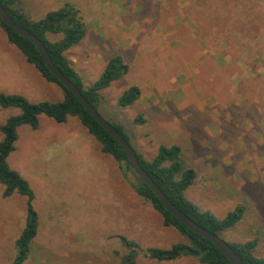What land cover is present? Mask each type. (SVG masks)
I'll list each match as a JSON object with an SVG mask.
<instances>
[{
    "label": "rangeland",
    "instance_id": "374dc122",
    "mask_svg": "<svg viewBox=\"0 0 264 264\" xmlns=\"http://www.w3.org/2000/svg\"><path fill=\"white\" fill-rule=\"evenodd\" d=\"M65 4L79 11L87 28L65 53L86 87L110 57L128 66L100 92V116L123 126L145 159L160 145L179 146L182 169L196 174L185 198L217 219L243 207L242 220L221 238L255 240L253 253L264 258V0H21L17 7L35 20ZM47 37L57 41L60 35ZM1 49L0 93L31 103L63 100L61 87L45 82L19 51L17 59ZM132 86L141 96L121 109L118 99ZM18 113L0 108V126ZM139 115L143 125L135 123ZM38 122L36 130L17 129L7 159L32 190L38 215L23 264H120L129 249L119 237L142 250L186 242L138 197L134 174L119 170L128 189L116 188L110 162L78 118L56 123L41 115ZM3 191L0 183V264H14L27 199L18 193L5 198ZM136 264L198 262L181 257L158 263L139 255Z\"/></svg>",
    "mask_w": 264,
    "mask_h": 264
},
{
    "label": "trees",
    "instance_id": "16d2710c",
    "mask_svg": "<svg viewBox=\"0 0 264 264\" xmlns=\"http://www.w3.org/2000/svg\"><path fill=\"white\" fill-rule=\"evenodd\" d=\"M20 1L0 0V5L14 23L26 29L43 43L52 63L80 90L88 103L97 111L101 101L100 92L107 89L112 82L126 75L128 66L123 63L119 56L111 57L107 60L99 78L92 85L86 87L82 78L65 56L67 51L82 41L86 33L79 11L73 5L65 4L55 11L48 12L38 21H31L17 7ZM0 28L5 33L8 43L20 51L27 63L33 65L48 83L61 87L64 93L63 100L57 103H31L19 95L0 93L1 109H17L19 111V114L8 118L0 127L2 134L0 141V183L4 186L3 197L6 198L13 193H18L27 199L25 228L16 242L17 255L14 260V264H23L29 255L30 243L37 234L38 215L32 206L34 195L28 183L7 163L8 156L14 151L18 127L27 125L36 130L39 125L38 118L41 115L56 123H65L69 116L76 117L99 144L101 152L110 156L125 176L129 172L134 175L135 173L132 171L121 145L107 134L83 108L78 99L56 80L34 44L15 33L2 20H0ZM47 34L60 35L61 38L51 42L47 39ZM140 95V89L132 86L125 90L118 99V106L125 109L136 103ZM142 117V115L137 116L135 123L143 125L145 120ZM112 126L129 143V137L124 133L123 126L117 124ZM135 153L142 169L166 197L177 209L201 228L221 237L222 233L230 230L242 220L243 207H236L222 219H217L208 212L200 211L196 205L185 198L184 194L194 184L196 174L192 169H182L183 163L179 146L160 145L155 156L149 160L136 151ZM135 177L137 183L133 184V189L138 197L147 201L152 209L160 215L164 227L175 229L186 242L172 245L166 249L153 247L142 250L136 242L119 237L122 246L129 249V254L121 258L120 264H136L139 255L158 263L174 261L181 257H191L199 264H231L213 243L187 228L167 210L146 184L136 175ZM229 245L243 264H264V258L256 257L253 253L256 246L255 240L245 243L234 242L229 243Z\"/></svg>",
    "mask_w": 264,
    "mask_h": 264
},
{
    "label": "water",
    "instance_id": "95a60500",
    "mask_svg": "<svg viewBox=\"0 0 264 264\" xmlns=\"http://www.w3.org/2000/svg\"><path fill=\"white\" fill-rule=\"evenodd\" d=\"M0 20H2L9 28H11L18 35L26 38L34 44L40 53L45 65L49 71L53 74L56 80L68 91H70L80 102L83 108L88 112V114L102 127V129L107 132L113 139H115L123 148L126 153L128 162L131 166L132 171L135 175L150 188V190L158 197L160 202L167 208V210L181 221L187 228H189L194 233L206 238L211 243H213L220 252L226 257V259L231 264H243L237 254L230 247L229 243L224 241L220 236L214 235L205 229L201 228L195 224L191 219L184 215L179 209H177L174 204L166 197V195L160 190V188L153 182L148 174L140 166L135 150L132 148L130 143H128L110 124L107 122L100 114L88 103L84 98L80 90L69 80L63 73L52 63L50 60L47 50L43 43L36 38L34 35L29 33L26 29L14 23L4 8L0 5Z\"/></svg>",
    "mask_w": 264,
    "mask_h": 264
},
{
    "label": "crops",
    "instance_id": "0c3cea01",
    "mask_svg": "<svg viewBox=\"0 0 264 264\" xmlns=\"http://www.w3.org/2000/svg\"><path fill=\"white\" fill-rule=\"evenodd\" d=\"M39 19H41V18H39ZM39 19H35V20H33V19H30L31 21H38ZM86 34H87V28H86V33H85V36H86ZM48 35H53V34H47V36ZM55 36V35H54ZM60 38H61V36H60ZM59 38V39H60ZM0 39H1V41H2V45H0V47L2 48L1 50L5 53V54H7V53H12V55L14 56V57H16L17 59H20V57L18 56V49L17 48H15L13 45H11V44H9L8 43V41H7V38H6V36H5V33L3 32L2 33V31L0 30ZM47 39H48V37H47ZM58 39V40H59ZM49 40V39H48ZM57 40V41H58ZM50 41V40H49ZM51 42H55V41H51ZM10 46H12L13 48H15L16 50H14V49H12V48H10L9 47V45ZM20 52V51H19ZM22 55V54H21ZM23 56V55H22ZM24 57V56H23ZM111 58V57H110ZM24 59H25V57H24ZM25 61H26V59H25ZM26 63H27V61H26ZM107 63V62H106ZM106 63H104V64H106ZM29 64V63H28ZM31 65V64H30ZM31 66H33V65H31ZM33 68H34V66H33ZM35 69V68H34ZM36 70V69H35ZM37 71V70H36ZM37 73L39 74V72L37 71ZM39 76L42 78V76L39 74ZM45 82H47L44 78H42ZM48 83V82H47ZM49 84H53V83H49ZM55 85V84H54ZM141 92V91H140ZM141 96V95H140ZM17 110V109H16ZM19 114V113H18ZM23 126H27V125H23ZM1 127V126H0ZM21 127V126H20ZM29 127V126H28ZM19 128V127H18ZM31 128V127H30ZM32 129V128H31ZM38 129V128H37ZM88 132V131H87ZM90 135V134H89ZM93 137V136H92ZM94 139V138H93ZM95 140V139H94ZM17 141V140H16ZM96 141V140H95ZM97 143V142H96ZM98 144V143H97ZM99 145V144H98ZM172 146V145H171ZM99 148H100V146H99ZM14 150H15V148H14ZM14 152V151H13ZM12 152V153H13ZM100 153L101 154H103L104 156H106L107 157V159H108V161L110 162V163H107L108 164V168H109V171H110V176H109V179L110 180H112L113 181V183H115V185L117 186H115L121 193H122V189H123V191L125 192V190H126V186L124 185L123 187H122V184H121V182H122V179H121V174H120V169H119V166H118V164L110 157V156H108V155H106V154H104V153H102L101 152V148H100ZM9 157V156H8ZM194 185V184H193ZM192 185V186H193ZM191 186V187H192ZM191 187L189 188V189H191ZM128 189V188H127ZM129 191V190H128ZM42 229L44 230V228L42 227ZM37 231H38V229H37ZM37 235V234H36ZM113 238V237H112ZM199 264V263H198Z\"/></svg>",
    "mask_w": 264,
    "mask_h": 264
}]
</instances>
